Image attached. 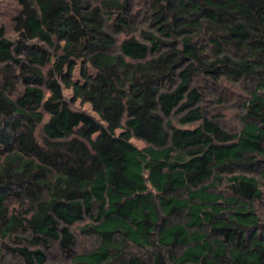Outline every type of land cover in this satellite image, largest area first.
Here are the masks:
<instances>
[{
    "label": "trees",
    "instance_id": "obj_1",
    "mask_svg": "<svg viewBox=\"0 0 264 264\" xmlns=\"http://www.w3.org/2000/svg\"><path fill=\"white\" fill-rule=\"evenodd\" d=\"M14 1L0 249L23 264L55 243L71 264H264V0H146L136 32L128 0ZM200 75L254 82L238 131L204 112ZM85 218L98 244L74 253Z\"/></svg>",
    "mask_w": 264,
    "mask_h": 264
},
{
    "label": "rangeland",
    "instance_id": "obj_2",
    "mask_svg": "<svg viewBox=\"0 0 264 264\" xmlns=\"http://www.w3.org/2000/svg\"><path fill=\"white\" fill-rule=\"evenodd\" d=\"M94 4L100 3L102 0H89ZM132 3L133 15H134V31L141 27H145L149 23V12L147 11L146 0H128ZM19 8L14 0H0V26L4 25L7 30V34L14 36V21L13 18L17 14ZM127 32L117 33L119 40L128 36ZM56 50H51L50 61L54 62L56 58ZM78 75V72H76ZM197 82L201 85L204 92L203 108L204 112L208 116L215 117L226 129L231 131H238L242 127V115L244 110V104L248 100L251 91L254 89V82L250 80L234 82L232 80H221V82H213L212 80L200 75ZM22 91V85L15 83L12 88V95L16 96ZM78 107L91 110L89 104L82 105L77 103ZM175 124L179 126L177 120ZM133 141L138 146H144L145 142L140 139L134 138ZM261 186L264 191V179H261ZM222 191L227 195H231L227 187H223ZM9 205L11 208L18 207L19 201L16 199H10ZM258 213L261 217V221L264 224V197L263 200L257 205ZM89 218L78 221L73 224L72 228L76 233V243L73 252H85L97 246L98 241L95 237L83 236L80 234L79 229L85 223L89 222ZM264 230V229H263ZM8 243L11 241H7ZM2 241L0 240V248L2 247ZM13 245V244H12ZM48 253V261L45 264H71L69 254L63 252L57 243L53 244L46 249ZM134 252L142 253L143 251L133 248ZM0 264H23L17 257H11L6 255L4 251L0 249Z\"/></svg>",
    "mask_w": 264,
    "mask_h": 264
}]
</instances>
